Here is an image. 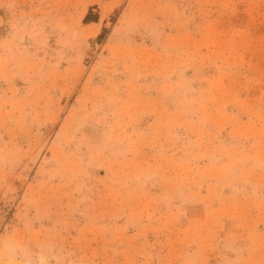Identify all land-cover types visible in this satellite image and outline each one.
<instances>
[{
  "label": "rangeland",
  "instance_id": "obj_1",
  "mask_svg": "<svg viewBox=\"0 0 264 264\" xmlns=\"http://www.w3.org/2000/svg\"><path fill=\"white\" fill-rule=\"evenodd\" d=\"M0 264H264V0H0Z\"/></svg>",
  "mask_w": 264,
  "mask_h": 264
}]
</instances>
